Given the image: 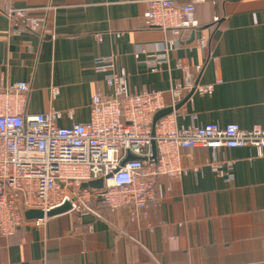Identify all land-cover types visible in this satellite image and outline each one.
<instances>
[{
	"label": "crops",
	"instance_id": "crops-1",
	"mask_svg": "<svg viewBox=\"0 0 264 264\" xmlns=\"http://www.w3.org/2000/svg\"><path fill=\"white\" fill-rule=\"evenodd\" d=\"M19 7L43 17L49 32L13 26L7 11ZM146 9L142 0H0V86L30 83L26 115L57 109L61 126L86 122L95 90L107 89L95 61L116 53L130 88L162 91L168 107L171 90L191 83L181 101L191 96L173 114L178 126L264 124V0L197 3L208 48L198 45L201 31H186L156 65L151 55L176 37L148 26ZM205 85H213L211 93L199 90ZM209 160L158 179L149 217L140 221L98 200L42 219L24 214L12 235L0 232V264H264V148L260 155L253 147H221Z\"/></svg>",
	"mask_w": 264,
	"mask_h": 264
},
{
	"label": "built area",
	"instance_id": "built-area-1",
	"mask_svg": "<svg viewBox=\"0 0 264 264\" xmlns=\"http://www.w3.org/2000/svg\"><path fill=\"white\" fill-rule=\"evenodd\" d=\"M147 5L143 18L150 27L171 32L165 50L151 55L153 65L167 61V53L183 44L184 32L201 31L198 45H209L206 29L195 15L196 4L206 0H142ZM7 15L13 26L29 31L49 32L46 20L28 8H12ZM137 57L139 54L136 55ZM179 66L189 73L188 66ZM201 67L198 66L199 70ZM95 69L103 72L107 89L99 87L91 97L90 118L61 126L63 112L51 109L26 115L30 92L27 81L8 82L0 86V232L12 235L24 221V209H41L45 213L70 201L73 210L90 207L98 200L112 211L127 209L131 221L149 217L150 204L161 177H177L189 168L197 170L209 164V152L221 147L264 148V124L249 129L237 123L221 126H178L173 117L175 107L192 86L171 90L173 111L153 124L160 109L168 107L162 91H134L127 70L118 66L116 53L98 57ZM211 93L213 85L200 86ZM53 93L58 94L57 89ZM66 115L73 118L74 111ZM157 157L153 158L152 142ZM135 158L126 160L129 154ZM231 168L232 162L228 161ZM223 174L220 166L211 164ZM231 174L229 173V179ZM105 177L102 189L80 191L82 182Z\"/></svg>",
	"mask_w": 264,
	"mask_h": 264
},
{
	"label": "water",
	"instance_id": "water-1",
	"mask_svg": "<svg viewBox=\"0 0 264 264\" xmlns=\"http://www.w3.org/2000/svg\"><path fill=\"white\" fill-rule=\"evenodd\" d=\"M193 91L185 97L180 103H178L175 107V109L179 108L183 103L187 101V99L191 96ZM173 111L172 107H165L163 109H160L156 112L154 118H153V124L155 125L158 120L161 118L165 117L166 115L170 114ZM152 152H153V158L157 157V147H156V142H152ZM136 155L129 154L126 158L125 161L130 160L135 158ZM105 186V177H100L98 179L82 182L80 185V191L83 189H89V190H97V189H102ZM72 208V204L70 201H66L63 205L55 207L51 210H49L47 213H45L41 209H26L24 214L26 219L31 220V219H42L45 217H52L55 215L63 214L66 212H69Z\"/></svg>",
	"mask_w": 264,
	"mask_h": 264
},
{
	"label": "trees",
	"instance_id": "trees-1",
	"mask_svg": "<svg viewBox=\"0 0 264 264\" xmlns=\"http://www.w3.org/2000/svg\"><path fill=\"white\" fill-rule=\"evenodd\" d=\"M195 15H196V12H195ZM219 23H221L220 22V20H217V21H215L213 24H212V26L213 25H218ZM202 25V24H201ZM149 26V25H148ZM203 27H205L204 25H202ZM100 202V201H99ZM106 206V205H105ZM108 207V206H107Z\"/></svg>",
	"mask_w": 264,
	"mask_h": 264
},
{
	"label": "rangeland",
	"instance_id": "rangeland-1",
	"mask_svg": "<svg viewBox=\"0 0 264 264\" xmlns=\"http://www.w3.org/2000/svg\"><path fill=\"white\" fill-rule=\"evenodd\" d=\"M161 29V28H160ZM163 30V29H162ZM165 31V30H164Z\"/></svg>",
	"mask_w": 264,
	"mask_h": 264
}]
</instances>
